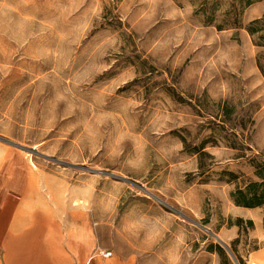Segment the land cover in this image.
Returning a JSON list of instances; mask_svg holds the SVG:
<instances>
[{"label": "rangeland", "instance_id": "1", "mask_svg": "<svg viewBox=\"0 0 264 264\" xmlns=\"http://www.w3.org/2000/svg\"><path fill=\"white\" fill-rule=\"evenodd\" d=\"M12 148L95 254L251 264L232 195L264 164V0H0Z\"/></svg>", "mask_w": 264, "mask_h": 264}, {"label": "crops", "instance_id": "2", "mask_svg": "<svg viewBox=\"0 0 264 264\" xmlns=\"http://www.w3.org/2000/svg\"><path fill=\"white\" fill-rule=\"evenodd\" d=\"M10 153L0 151V264H128L127 259L111 257L112 251L105 244L102 250L109 251V256L95 254V233L87 220L83 218L80 223L77 211L64 212L42 193L32 168H13V172H23L21 188L8 187L6 181L15 177L3 171ZM236 208L239 217L252 221L250 236L261 243L249 253L248 262L264 264V204ZM238 230L233 227L228 235L236 236Z\"/></svg>", "mask_w": 264, "mask_h": 264}, {"label": "trees", "instance_id": "3", "mask_svg": "<svg viewBox=\"0 0 264 264\" xmlns=\"http://www.w3.org/2000/svg\"><path fill=\"white\" fill-rule=\"evenodd\" d=\"M254 174L258 181L249 182L243 188L238 187L233 193L236 206L252 208L264 204V164L255 166ZM249 224L252 225V221Z\"/></svg>", "mask_w": 264, "mask_h": 264}, {"label": "bare ground", "instance_id": "4", "mask_svg": "<svg viewBox=\"0 0 264 264\" xmlns=\"http://www.w3.org/2000/svg\"><path fill=\"white\" fill-rule=\"evenodd\" d=\"M28 160H24L22 154L20 152L17 153L15 149H11V153L8 155L7 159L5 160V165L3 167V171L5 173L15 174V177L11 180L6 181V185L10 188L20 190L21 188V175L23 172L20 170H16L13 172V168L18 167L20 169L24 168L29 170L33 166V162L30 158Z\"/></svg>", "mask_w": 264, "mask_h": 264}, {"label": "built area", "instance_id": "5", "mask_svg": "<svg viewBox=\"0 0 264 264\" xmlns=\"http://www.w3.org/2000/svg\"><path fill=\"white\" fill-rule=\"evenodd\" d=\"M103 257H108L109 256V251H104L100 253Z\"/></svg>", "mask_w": 264, "mask_h": 264}]
</instances>
